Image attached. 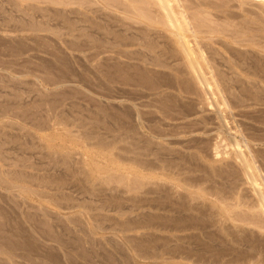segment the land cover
I'll return each instance as SVG.
<instances>
[{"label":"rangeland","instance_id":"374dc122","mask_svg":"<svg viewBox=\"0 0 264 264\" xmlns=\"http://www.w3.org/2000/svg\"><path fill=\"white\" fill-rule=\"evenodd\" d=\"M0 264H264V0H0Z\"/></svg>","mask_w":264,"mask_h":264},{"label":"bare ground","instance_id":"6f19581e","mask_svg":"<svg viewBox=\"0 0 264 264\" xmlns=\"http://www.w3.org/2000/svg\"><path fill=\"white\" fill-rule=\"evenodd\" d=\"M163 9L166 11V8H165V7H163ZM166 13H167V12H166ZM200 78H201V77H200ZM200 78H199V79H200ZM3 240H4V239H3Z\"/></svg>","mask_w":264,"mask_h":264}]
</instances>
